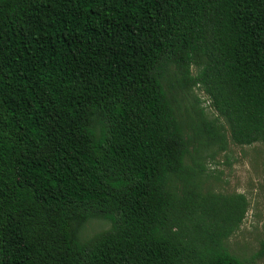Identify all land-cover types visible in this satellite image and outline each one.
I'll use <instances>...</instances> for the list:
<instances>
[{"label": "trees", "instance_id": "obj_1", "mask_svg": "<svg viewBox=\"0 0 264 264\" xmlns=\"http://www.w3.org/2000/svg\"><path fill=\"white\" fill-rule=\"evenodd\" d=\"M258 143L264 0H0V264H251L204 152Z\"/></svg>", "mask_w": 264, "mask_h": 264}, {"label": "rangeland", "instance_id": "obj_2", "mask_svg": "<svg viewBox=\"0 0 264 264\" xmlns=\"http://www.w3.org/2000/svg\"><path fill=\"white\" fill-rule=\"evenodd\" d=\"M195 95L201 100L200 107L205 109L207 116L215 118L203 92L196 89ZM204 154L208 168L205 191L244 194L250 202L241 229L227 243L229 250L251 264H264V254L261 255L264 242V144L245 147L231 144L226 152H218L213 158L211 151ZM109 227L107 222L94 220L81 232L80 238L87 239Z\"/></svg>", "mask_w": 264, "mask_h": 264}]
</instances>
